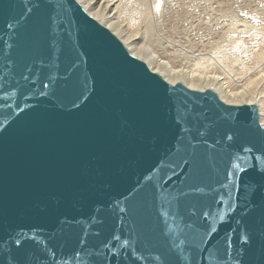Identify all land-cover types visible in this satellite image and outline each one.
Here are the masks:
<instances>
[{
	"label": "water",
	"instance_id": "obj_1",
	"mask_svg": "<svg viewBox=\"0 0 264 264\" xmlns=\"http://www.w3.org/2000/svg\"><path fill=\"white\" fill-rule=\"evenodd\" d=\"M0 264H264L259 108L170 84L76 0H0Z\"/></svg>",
	"mask_w": 264,
	"mask_h": 264
},
{
	"label": "rangeland",
	"instance_id": "obj_2",
	"mask_svg": "<svg viewBox=\"0 0 264 264\" xmlns=\"http://www.w3.org/2000/svg\"><path fill=\"white\" fill-rule=\"evenodd\" d=\"M148 2L151 9L136 29L144 55L154 52L184 72L194 71L199 81H193L202 84L203 77L227 74L245 82L263 68L255 54L264 50V0H159L158 12L155 1ZM255 77L252 92L264 94V77Z\"/></svg>",
	"mask_w": 264,
	"mask_h": 264
},
{
	"label": "bare ground",
	"instance_id": "obj_3",
	"mask_svg": "<svg viewBox=\"0 0 264 264\" xmlns=\"http://www.w3.org/2000/svg\"><path fill=\"white\" fill-rule=\"evenodd\" d=\"M76 1L92 18L97 20L102 26L108 28L125 46L127 45L128 47H126L130 54L137 59L144 61L152 72L158 74L162 73L161 75L163 78L173 85L183 83L193 90H214L218 93L221 100L229 105H256L259 108V112H261L260 121L261 125L264 127V100H262L264 94L261 93L254 95L252 92V88L258 82V77L255 76L258 75L261 78L264 77V50H261L259 53L256 52L257 54H255V62L258 63V61H261V67L263 68H261L254 76L247 78L245 82L237 80V77H234L232 74H227V76L224 77L208 75L201 78L204 81L203 84L196 83L193 80H199H196L198 75L194 74V71L184 72L182 69H178L171 65L168 61L157 57L154 52H151L150 56H148L144 55V52H141L143 47H140L139 49L137 48L140 42L136 40L138 39L136 29H138L141 15L149 12L150 10L148 11V9H151V7H148V3L150 5L148 0H118L117 2L115 0ZM154 1V9L158 12L159 7L157 4L159 0ZM123 33H126L125 36ZM154 60L157 61V64H154L156 63ZM226 90L227 96L224 94ZM258 95H260V97H258Z\"/></svg>",
	"mask_w": 264,
	"mask_h": 264
},
{
	"label": "snow or ice",
	"instance_id": "obj_4",
	"mask_svg": "<svg viewBox=\"0 0 264 264\" xmlns=\"http://www.w3.org/2000/svg\"><path fill=\"white\" fill-rule=\"evenodd\" d=\"M229 140H231L232 139V137L231 136H228L227 137ZM246 152H250V151H252L250 148H246V149H244ZM17 244H19V241H17Z\"/></svg>",
	"mask_w": 264,
	"mask_h": 264
}]
</instances>
